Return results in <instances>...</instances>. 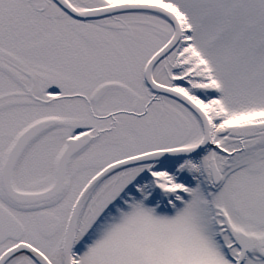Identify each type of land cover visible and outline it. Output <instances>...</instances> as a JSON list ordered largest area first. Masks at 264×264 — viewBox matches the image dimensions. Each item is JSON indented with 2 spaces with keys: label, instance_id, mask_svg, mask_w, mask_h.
Wrapping results in <instances>:
<instances>
[{
  "label": "snow or ice",
  "instance_id": "1",
  "mask_svg": "<svg viewBox=\"0 0 264 264\" xmlns=\"http://www.w3.org/2000/svg\"><path fill=\"white\" fill-rule=\"evenodd\" d=\"M0 264H264V0H0Z\"/></svg>",
  "mask_w": 264,
  "mask_h": 264
}]
</instances>
